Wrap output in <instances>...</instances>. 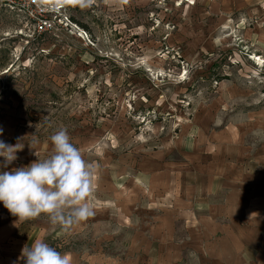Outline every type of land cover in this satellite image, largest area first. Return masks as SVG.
Here are the masks:
<instances>
[{"label": "rangeland", "instance_id": "rangeland-1", "mask_svg": "<svg viewBox=\"0 0 264 264\" xmlns=\"http://www.w3.org/2000/svg\"><path fill=\"white\" fill-rule=\"evenodd\" d=\"M40 1L43 33L0 2V140L24 145L0 172L66 128L95 214L66 235L0 202V264L36 239L71 264H264V203L230 244L210 210L234 182L264 200V0Z\"/></svg>", "mask_w": 264, "mask_h": 264}, {"label": "clouds", "instance_id": "clouds-1", "mask_svg": "<svg viewBox=\"0 0 264 264\" xmlns=\"http://www.w3.org/2000/svg\"><path fill=\"white\" fill-rule=\"evenodd\" d=\"M50 141L52 149L45 158L41 159L35 151L38 160L30 165L0 172V202L19 222L45 215L67 235L95 214L90 200L99 168L85 159L66 128L52 134ZM28 143L36 149L35 134ZM23 146L19 142L12 145L0 140V157L4 158L0 167L7 168L17 160V152ZM22 256L25 264H71L69 254H62L43 239H36L30 247L23 248Z\"/></svg>", "mask_w": 264, "mask_h": 264}, {"label": "crops", "instance_id": "crops-1", "mask_svg": "<svg viewBox=\"0 0 264 264\" xmlns=\"http://www.w3.org/2000/svg\"><path fill=\"white\" fill-rule=\"evenodd\" d=\"M228 192L219 200L217 205H210L211 216L220 219V232L224 234V238L228 244L236 241L235 232L240 229V223L243 217L250 216L258 210V203H264V200H249L242 198L237 193V184H225ZM233 188V192H232ZM240 264V263H238Z\"/></svg>", "mask_w": 264, "mask_h": 264}, {"label": "built area", "instance_id": "built-area-1", "mask_svg": "<svg viewBox=\"0 0 264 264\" xmlns=\"http://www.w3.org/2000/svg\"><path fill=\"white\" fill-rule=\"evenodd\" d=\"M0 2L22 12L37 33L50 31L54 26V19L49 17L48 8L40 0H0Z\"/></svg>", "mask_w": 264, "mask_h": 264}]
</instances>
